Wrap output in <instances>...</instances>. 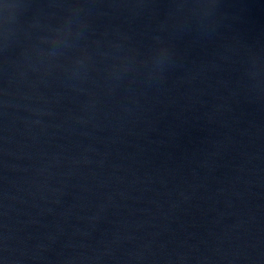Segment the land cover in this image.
<instances>
[{"label": "water", "instance_id": "water-1", "mask_svg": "<svg viewBox=\"0 0 264 264\" xmlns=\"http://www.w3.org/2000/svg\"><path fill=\"white\" fill-rule=\"evenodd\" d=\"M0 264H264V0H0Z\"/></svg>", "mask_w": 264, "mask_h": 264}]
</instances>
